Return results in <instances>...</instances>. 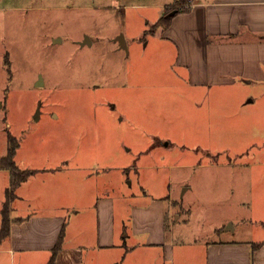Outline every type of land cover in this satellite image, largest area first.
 I'll use <instances>...</instances> for the list:
<instances>
[{"label":"rangeland","instance_id":"rangeland-1","mask_svg":"<svg viewBox=\"0 0 264 264\" xmlns=\"http://www.w3.org/2000/svg\"><path fill=\"white\" fill-rule=\"evenodd\" d=\"M173 1L0 0V157L10 134L19 140L21 167H63L74 153L85 174L120 166L110 174L122 176L128 206L121 215L171 191L178 238L208 241L228 218L249 236L247 186L238 184L239 204L230 167L221 166L228 152L217 161L209 129L197 125L202 93L177 65L175 44L163 31L151 33ZM87 38L91 44H83ZM227 134H220L225 143ZM253 199L255 216L264 215L263 198ZM135 254L141 264L161 262L144 242Z\"/></svg>","mask_w":264,"mask_h":264},{"label":"crops","instance_id":"crops-1","mask_svg":"<svg viewBox=\"0 0 264 264\" xmlns=\"http://www.w3.org/2000/svg\"><path fill=\"white\" fill-rule=\"evenodd\" d=\"M159 31L178 48L177 65L188 72L189 86L203 95L199 104L205 112L196 115L197 125L209 129L217 161L228 152L229 164L221 166L230 167L239 204L238 184L247 186L242 203L253 215L251 234L239 233L228 218L208 241L191 236L189 241V234L178 238L179 209L171 191L133 205L130 216H123L128 199L119 191L122 176L118 171L110 174L122 167L103 165L95 168L97 175L85 174L74 153L55 169L17 164L35 173L16 192L11 234L0 243V264H49L59 242L55 264H141L142 257L135 254L141 242L158 251L161 262L155 264H264V215L255 216L252 208L255 196L264 203V0H198L188 13L176 16L169 27L158 26L153 34ZM222 117L226 120L220 122ZM226 130L225 143L220 134ZM255 173L259 179L246 180ZM10 183V169H0L1 216ZM185 209L187 215L192 212ZM2 224L3 218L0 229ZM231 232L235 238L227 237Z\"/></svg>","mask_w":264,"mask_h":264},{"label":"trees","instance_id":"trees-1","mask_svg":"<svg viewBox=\"0 0 264 264\" xmlns=\"http://www.w3.org/2000/svg\"><path fill=\"white\" fill-rule=\"evenodd\" d=\"M193 0H174L172 4L165 6L163 16L158 20L154 25V29L151 33H155L158 26L169 27L172 24L173 19L182 13H188L193 6ZM198 1V0H197ZM9 139V148L7 156L0 159V169H10L11 171V183L10 188L6 192V201L2 210L3 215V224L0 229V243L8 238L11 234L10 228L12 224V204L17 198V190L22 185L27 178H29L35 172L32 170H22L16 163L15 157L20 143L18 138H15L13 135L8 136ZM62 245L60 242L58 246L53 250V255L49 264H55L56 258L61 250Z\"/></svg>","mask_w":264,"mask_h":264},{"label":"water","instance_id":"water-1","mask_svg":"<svg viewBox=\"0 0 264 264\" xmlns=\"http://www.w3.org/2000/svg\"><path fill=\"white\" fill-rule=\"evenodd\" d=\"M121 40H122V42L126 45L127 43L125 42V39H124V37L122 36L121 37ZM92 43V40L90 39V38H87L85 41H84V43L83 44H91Z\"/></svg>","mask_w":264,"mask_h":264}]
</instances>
